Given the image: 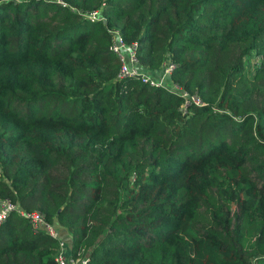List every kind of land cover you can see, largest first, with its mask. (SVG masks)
Returning <instances> with one entry per match:
<instances>
[{
    "label": "trees",
    "instance_id": "16d2710c",
    "mask_svg": "<svg viewBox=\"0 0 264 264\" xmlns=\"http://www.w3.org/2000/svg\"><path fill=\"white\" fill-rule=\"evenodd\" d=\"M0 198L86 264H264V0H0ZM57 240L10 213L0 264Z\"/></svg>",
    "mask_w": 264,
    "mask_h": 264
},
{
    "label": "built area",
    "instance_id": "2783aa9c",
    "mask_svg": "<svg viewBox=\"0 0 264 264\" xmlns=\"http://www.w3.org/2000/svg\"><path fill=\"white\" fill-rule=\"evenodd\" d=\"M85 16L90 20L99 19L97 10L88 12ZM110 35L111 42L109 44V51L117 58L119 65L117 77L138 76L142 82H146L150 85H162L165 77L170 74L173 68L172 64L169 62L161 63L162 72L160 79L159 81L153 80L140 72L136 67V60L134 57V49L136 44L124 43L118 33V30L115 28L110 30ZM180 95L184 98L185 103L191 102L192 104L196 105L201 104L196 97L190 96L185 92L180 93ZM10 213H13L26 220L31 227L46 232L49 237L58 239L57 250L53 258L55 264L87 263V255H82L80 252H77L75 255L71 254L65 238L58 236L54 225L46 221L39 212L34 210H24L16 203H13L5 198H0V222H2Z\"/></svg>",
    "mask_w": 264,
    "mask_h": 264
},
{
    "label": "crops",
    "instance_id": "0c3cea01",
    "mask_svg": "<svg viewBox=\"0 0 264 264\" xmlns=\"http://www.w3.org/2000/svg\"><path fill=\"white\" fill-rule=\"evenodd\" d=\"M139 69H140V71L143 74H145L149 78L159 81V79H160V71L158 69H156V70H147L144 67L139 68ZM163 83H164V85L166 87H170V88L172 87V83L170 82L169 78L165 79V81ZM57 232L59 233V235L62 238H65V240L67 241V245L69 247V235L62 228L57 229Z\"/></svg>",
    "mask_w": 264,
    "mask_h": 264
},
{
    "label": "clouds",
    "instance_id": "9594fccd",
    "mask_svg": "<svg viewBox=\"0 0 264 264\" xmlns=\"http://www.w3.org/2000/svg\"><path fill=\"white\" fill-rule=\"evenodd\" d=\"M110 37H111V35H110ZM124 43H125V42H124ZM126 44H127V43H126ZM128 44H130V43H128ZM116 59H117V58H116ZM117 62H118V61H117ZM136 65H137V61H136ZM118 66H119V65H118ZM118 68H119V67H118ZM117 72H118V71H117ZM140 72H141V71H140ZM160 75H161V72H160ZM167 78H168V77H165V79H167ZM165 79H164V81H165ZM153 80H154V79H153ZM155 86H156V85H155ZM157 86H160V85H157ZM162 86H165L164 83H162ZM165 87H166V86H165ZM167 88H168L170 91L177 93V90H178V89H177V87H176L175 85L172 84V87H171V88H170V87H167ZM180 93H182V92H180ZM180 93H179V95H180ZM17 205H18V204H17ZM7 216H8V215H7ZM7 216H6V217H7ZM6 217H5V218H6ZM69 249H70V246H69Z\"/></svg>",
    "mask_w": 264,
    "mask_h": 264
}]
</instances>
